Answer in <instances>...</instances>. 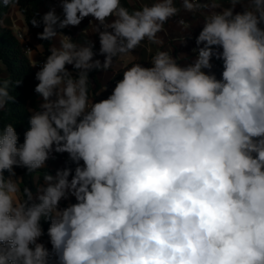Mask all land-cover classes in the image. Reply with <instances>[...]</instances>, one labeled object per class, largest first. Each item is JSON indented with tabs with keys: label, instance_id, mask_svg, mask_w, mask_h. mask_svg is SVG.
<instances>
[{
	"label": "clouds",
	"instance_id": "1",
	"mask_svg": "<svg viewBox=\"0 0 264 264\" xmlns=\"http://www.w3.org/2000/svg\"><path fill=\"white\" fill-rule=\"evenodd\" d=\"M60 7L62 17L51 9L29 22L51 43L23 143L14 125L0 127V264H264V0ZM182 11L203 17L184 65L160 35L174 17L184 32L192 27ZM88 17L99 53L87 37L78 43L61 31ZM142 45L156 47L151 66L127 60ZM24 52L37 67L35 52ZM117 60L122 78L107 98H91L89 73ZM9 84L0 79V111L15 100ZM54 153H66L74 170L45 171L33 192L15 168L31 175ZM70 197L76 202L60 207ZM42 221L51 249L40 242Z\"/></svg>",
	"mask_w": 264,
	"mask_h": 264
},
{
	"label": "crops",
	"instance_id": "2",
	"mask_svg": "<svg viewBox=\"0 0 264 264\" xmlns=\"http://www.w3.org/2000/svg\"><path fill=\"white\" fill-rule=\"evenodd\" d=\"M141 2L151 3L152 0H131V4L134 7H139ZM177 6H179V0H177ZM51 9H55L56 14L62 17L60 0H45L43 6L41 7L42 15ZM242 10L243 9L238 5L236 11L239 12ZM181 16L190 23H192V27L187 32H184L183 30H181V28L177 26L176 21L181 17H174L170 19L165 25L166 33H161L160 35L163 36L165 40L163 50L172 51V55L174 57L179 56L180 54H184L187 57L186 60L182 59L181 61H179V63L184 65L186 63H189L192 59L195 58V53L192 52V49L196 47L195 38L202 29L203 17L201 14H197L195 17H193L191 14L185 13L183 11L181 12ZM91 19H92L91 17L85 18L79 26L76 27L69 26L61 31L63 32L64 35L70 36L73 40H77L78 43L83 42V40L87 37L88 39L92 40L95 43L94 51L99 53L100 44H99L98 35L92 33V27L89 26V22ZM2 23L3 25L10 27L15 34L18 32H27L28 29V25L24 19L23 14L21 13L19 7L15 4L11 5L8 14L3 18ZM184 35L187 37L186 43L180 44L179 43L180 38ZM26 43L27 44L34 43L36 46L39 45V42L34 38L32 34H29V31L23 43L25 45V48L27 49ZM52 43H56V41H53ZM36 46L32 48L30 47V49H32L35 52V56L33 57V59L37 60L38 62L44 61L40 48L36 49ZM151 47H152V52H149L147 50V47L142 45L140 48L136 49V51L132 54V56L128 57L127 60L130 62H141L146 67L151 66L148 63V61H150L151 56L154 55L156 51L155 46H151ZM133 58H135L134 61ZM95 59H99L101 60V62H103L104 56L97 55ZM123 64L124 61L117 60L114 62L113 67L106 73L95 70L89 73V76H93L94 74H96V80L100 82V87L97 89L96 93L99 92L104 85H107V91L101 92L99 96H96L95 93L92 96H90L91 98L100 100V99H105L107 98L108 95H110L112 89L115 86V81L122 78V75H118V74L122 72ZM213 65L214 66L212 72H214L217 78L219 79L222 72V62L214 59ZM66 67L69 69V71H73L71 65H68ZM35 69L38 71L39 67H35ZM8 75H9L8 70L0 60V76L7 77ZM94 78H92L93 85H95ZM34 83L36 85L38 81L35 79ZM40 102L41 99L39 103ZM53 155L54 158L49 159L46 165L53 169V173H52L53 175L58 169H63L65 167H71L74 170L76 165L69 161L68 155L66 153L64 154L54 153ZM75 202H76L75 198L70 197L68 200H62L60 207L63 208L66 207L69 203H75ZM40 242L44 243L46 247L51 249V245L48 242V237H46L45 235L41 237Z\"/></svg>",
	"mask_w": 264,
	"mask_h": 264
},
{
	"label": "trees",
	"instance_id": "3",
	"mask_svg": "<svg viewBox=\"0 0 264 264\" xmlns=\"http://www.w3.org/2000/svg\"><path fill=\"white\" fill-rule=\"evenodd\" d=\"M45 0H18L17 5L24 16V19L28 25L29 34H32L34 38L39 42V45H43L40 48L43 59L50 54L48 52V47L50 46V41H42L38 39V33L43 31V26L33 27L29 22L35 13H39L42 16L41 7L43 6ZM127 7H134L129 0H122ZM9 7H0V21L8 14ZM39 18V17H37ZM32 48L36 45L34 43H28ZM25 45L20 44L15 39L14 31L2 24H0V60L9 72L7 77H1L0 79L10 81L9 92L12 97L15 98L14 102H8L5 108L0 111V127L12 124L15 126V130L18 134V143H23L24 133L29 128V109L38 107L40 97L35 93V73L37 70L35 67L29 66V58L24 52ZM95 77V78H94ZM90 82V96L96 93L97 89L100 87V82L96 80V74L89 76ZM92 78L95 79V85L92 84ZM21 80L19 86H15V82ZM45 171L53 173V169L46 166V169H42L31 175L27 174V170L24 168H15L17 177L24 178V184H27L33 192H35V186L37 183L43 184L42 176ZM7 175V173H5ZM21 184V187L24 186ZM42 228L47 237V229L49 227V222L42 221Z\"/></svg>",
	"mask_w": 264,
	"mask_h": 264
},
{
	"label": "built area",
	"instance_id": "4",
	"mask_svg": "<svg viewBox=\"0 0 264 264\" xmlns=\"http://www.w3.org/2000/svg\"><path fill=\"white\" fill-rule=\"evenodd\" d=\"M26 47H27V49H29L30 48V46L26 43ZM44 61H41V62H39V64L37 65V67H39V65L40 64H42Z\"/></svg>",
	"mask_w": 264,
	"mask_h": 264
}]
</instances>
